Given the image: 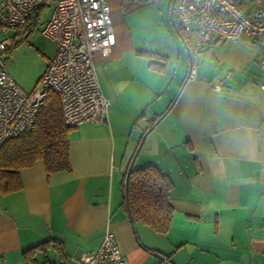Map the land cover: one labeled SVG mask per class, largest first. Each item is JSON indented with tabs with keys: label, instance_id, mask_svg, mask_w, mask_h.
<instances>
[{
	"label": "crops",
	"instance_id": "1",
	"mask_svg": "<svg viewBox=\"0 0 264 264\" xmlns=\"http://www.w3.org/2000/svg\"><path fill=\"white\" fill-rule=\"evenodd\" d=\"M106 1L116 43L93 65L108 120L69 132L70 170L47 175L38 160L19 169V190L0 192V264H82L106 232L128 264H264L262 47L213 37L194 48L191 33V75L159 3L122 13L123 0ZM132 158L173 182L163 236L133 230L121 204Z\"/></svg>",
	"mask_w": 264,
	"mask_h": 264
},
{
	"label": "built area",
	"instance_id": "2",
	"mask_svg": "<svg viewBox=\"0 0 264 264\" xmlns=\"http://www.w3.org/2000/svg\"><path fill=\"white\" fill-rule=\"evenodd\" d=\"M50 7L42 35L56 51L33 90L26 91L4 63L14 38L9 31L30 34L41 10ZM173 16L185 35L194 33V48L215 37L253 39L262 47L264 67V0H175ZM111 9L106 0H0V144L29 130L41 104L54 92L67 127L106 123L109 102L96 77L94 56L109 57L116 43ZM191 67L189 74L193 75ZM264 89V81L260 84ZM100 246L80 258L82 264H128L112 232Z\"/></svg>",
	"mask_w": 264,
	"mask_h": 264
},
{
	"label": "trees",
	"instance_id": "3",
	"mask_svg": "<svg viewBox=\"0 0 264 264\" xmlns=\"http://www.w3.org/2000/svg\"><path fill=\"white\" fill-rule=\"evenodd\" d=\"M145 3L147 0H123L121 12L129 13L142 7ZM176 26L190 48L187 35L177 23ZM192 52V48H190V53L192 54ZM149 62L152 67L159 70H163L165 65V63L153 60ZM59 103V97L54 92H49L35 116L32 127L0 144L1 193H12L19 190L22 186L19 169L30 167L38 160L43 162V168L47 175L70 170L69 143L67 141L68 134L73 129L64 124ZM127 178V203H129L131 224L140 223L157 235H165L169 230L171 213H173L172 205L169 202L173 182L169 176L163 175L152 164L141 168H131ZM123 190L124 180L121 204L126 210Z\"/></svg>",
	"mask_w": 264,
	"mask_h": 264
},
{
	"label": "rangeland",
	"instance_id": "4",
	"mask_svg": "<svg viewBox=\"0 0 264 264\" xmlns=\"http://www.w3.org/2000/svg\"><path fill=\"white\" fill-rule=\"evenodd\" d=\"M159 3L165 20L169 21L171 0H147ZM50 7L41 10L37 27L27 37L24 32L9 31L8 36L14 38L13 46L7 50L3 61L13 81L26 91L33 90L42 75L45 65L54 56V42L41 34V24L47 19ZM170 22V21H169Z\"/></svg>",
	"mask_w": 264,
	"mask_h": 264
},
{
	"label": "water",
	"instance_id": "5",
	"mask_svg": "<svg viewBox=\"0 0 264 264\" xmlns=\"http://www.w3.org/2000/svg\"><path fill=\"white\" fill-rule=\"evenodd\" d=\"M174 2H175V0H171V3H170V10L169 11H170L171 23H172L173 27L175 28L176 32L179 34L178 36H180L183 39V44L185 45L184 47L186 48V50L188 52V56H189L188 60L190 61L191 55H190L189 45H188L187 41L184 39V37L181 36L182 34L180 33L179 29L177 28L176 23H174L175 21H174V16H173V11H172L173 6H174ZM27 36H28V33H25L24 37H27ZM191 67H192V64H191V61H190V63H189V72L191 70ZM143 137H144V135L142 136V138ZM142 138H141V140H142ZM140 143H141V141H140ZM140 143H139V145H140ZM139 145L137 146L136 151L139 149ZM136 151H134L135 152L134 155L137 153ZM131 164H133V158H132L131 162L128 164V168L126 170V177H124L125 181H124V190L123 191H124V201H125L124 203H125L126 208H127V216L129 217L130 221L132 222L131 216L129 215L130 211H129V203H127L128 202V195H127V191H126V189L128 187V178H127V176H129V172H130V170L132 168ZM134 227L135 226L132 223V227L131 228L133 230H135ZM152 253L155 254V256H157L158 258L162 259V256H160L158 253H155V252H152Z\"/></svg>",
	"mask_w": 264,
	"mask_h": 264
}]
</instances>
